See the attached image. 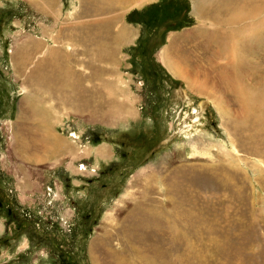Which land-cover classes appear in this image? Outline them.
<instances>
[{
  "label": "rangeland",
  "instance_id": "obj_1",
  "mask_svg": "<svg viewBox=\"0 0 264 264\" xmlns=\"http://www.w3.org/2000/svg\"><path fill=\"white\" fill-rule=\"evenodd\" d=\"M109 1L0 0V264H264V131L236 119L245 84L264 86V23L244 39L263 0ZM109 18L136 31L118 94L36 137L5 76L14 36H66L86 59L69 27ZM49 133L68 149L46 152Z\"/></svg>",
  "mask_w": 264,
  "mask_h": 264
},
{
  "label": "crops",
  "instance_id": "obj_2",
  "mask_svg": "<svg viewBox=\"0 0 264 264\" xmlns=\"http://www.w3.org/2000/svg\"><path fill=\"white\" fill-rule=\"evenodd\" d=\"M96 1L101 4H96L95 11L104 12L111 7L109 0ZM99 7L104 9L98 10ZM122 13L121 15H124ZM114 19L115 17L112 20ZM102 20L85 24L80 30L75 25L69 27L71 32H82L81 34L87 36L90 55L86 59L74 57V50L70 51L72 56L65 48L62 50L58 43L62 44L66 36L59 38L48 35V39L40 37L39 40L24 36L20 41L14 36L8 59L13 72L10 74L8 70L5 76H8V80L16 81L17 86H21V104L16 110V115L21 114V120L24 121V124H21L31 129L36 137L41 134L40 130L38 131L40 128H52L54 131L58 126L67 125L72 117L77 116L79 110L83 111L81 106L83 99L85 100L84 96L118 94L115 89L117 84L111 77V71L114 70L111 64L118 62L121 51L136 39L135 26L119 21L113 24L110 18ZM72 48L76 50L75 47ZM34 52L36 57L32 56ZM83 63H86V67L82 66ZM86 101L89 102L88 99ZM67 119L70 120L66 121ZM43 138L49 139L47 134L43 135ZM30 142L39 140L33 139Z\"/></svg>",
  "mask_w": 264,
  "mask_h": 264
},
{
  "label": "bare ground",
  "instance_id": "obj_3",
  "mask_svg": "<svg viewBox=\"0 0 264 264\" xmlns=\"http://www.w3.org/2000/svg\"><path fill=\"white\" fill-rule=\"evenodd\" d=\"M264 2V0H263ZM201 8V7H200ZM254 12H256L254 10ZM253 15V14H252ZM246 16V14L242 15V16H239L238 18L242 20V18ZM237 20V18H236ZM262 22L264 23V21H261V22H258L256 23L255 25L257 26V29H256V32L258 34H255L253 36V38L251 37H244L245 38H248V40H252V42L254 40H256V43L258 45H260L261 43L259 42H262L263 40V37L259 35V31H261L259 29V25L262 24ZM254 23L250 24V29L253 30V25ZM225 34V33H224ZM223 35V34H222ZM227 35V34H225ZM233 35V34H232ZM231 35V37H232ZM236 36V35H235ZM210 37V36H209ZM212 37V36H211ZM214 37V36H213ZM215 38V37H214ZM239 39V38H238ZM232 40V39H231ZM230 40V41H231ZM225 42V41H224ZM236 42V41H235ZM220 43V42H219ZM232 43V42H231ZM221 44V43H220ZM222 46V45H221ZM233 46V45H232ZM229 47V46H228ZM230 48V47H229ZM231 49V48H230ZM181 57V56H180ZM186 57V56H185ZM175 59V58H174ZM175 61V60H174ZM216 61V60H215ZM226 62V61H225ZM230 62V61H229ZM219 63V62H218ZM234 63V62H233ZM230 64V63H229ZM180 65V64H179ZM182 65V64H181ZM239 67V66H238ZM175 69V67H174ZM212 69V68H211ZM230 69V68H229ZM237 69V68H236ZM250 69V68H249ZM238 70V69H237ZM213 71V70H212ZM242 71V70H241ZM219 72H224V71H219ZM231 72V71H229ZM251 72V71H250ZM245 73V72H244ZM251 74H254L251 73ZM189 76V75H188ZM223 77V76H222ZM229 78V77H228ZM253 78V77H252ZM185 79V78H184ZM240 79V78H239ZM246 80V79H245ZM238 81V80H237ZM258 82V81H257ZM241 83V81H240ZM251 83V81H250ZM249 83V84H250ZM249 84H245V88H243V90L241 91V94H239V97H237L236 101L239 105V113L236 115V119H240L242 120L243 122H247V121H250L252 122V125H256L258 127H260L261 129L260 130H263L264 131V86L263 84H261L260 82H258V87H256L255 85L252 86V88H248L249 87ZM229 86V85H228ZM248 88V89H247ZM230 90V89H229ZM252 90V91H251ZM240 92V91H239ZM226 101V100H225ZM61 102V101H60ZM242 122V123H243ZM47 137L49 139H47V143H49L52 147H50V149H48V153H52L51 150H54L57 151V152H61L62 150H66L68 149L67 147V144L66 142H62V139H57L59 137H56L55 135H50V134H47ZM51 139H55V140H52V142H50ZM45 149V148H44ZM47 150V149H46ZM45 151V150H44ZM56 153V152H55ZM32 154V153H31ZM36 156V155H35Z\"/></svg>",
  "mask_w": 264,
  "mask_h": 264
}]
</instances>
